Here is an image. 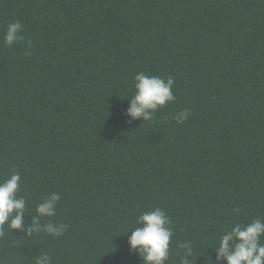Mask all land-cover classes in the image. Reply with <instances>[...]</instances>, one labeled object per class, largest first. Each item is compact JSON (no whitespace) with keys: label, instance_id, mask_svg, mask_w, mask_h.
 <instances>
[{"label":"trees","instance_id":"obj_1","mask_svg":"<svg viewBox=\"0 0 264 264\" xmlns=\"http://www.w3.org/2000/svg\"><path fill=\"white\" fill-rule=\"evenodd\" d=\"M15 20L25 40L5 47ZM139 72L173 76L176 100L128 123ZM13 171L24 227L57 192L69 229L8 230L0 264H142L128 231L154 207L168 264L186 240L212 264L224 229L264 218V0H0V181Z\"/></svg>","mask_w":264,"mask_h":264},{"label":"clouds","instance_id":"obj_2","mask_svg":"<svg viewBox=\"0 0 264 264\" xmlns=\"http://www.w3.org/2000/svg\"><path fill=\"white\" fill-rule=\"evenodd\" d=\"M23 25L19 20L9 22L4 32V46L12 47L25 40ZM31 49V41L27 42ZM31 55V52H27ZM175 78H165L146 75L139 72L134 76V94L129 101L125 115L128 123L140 120L150 122L155 113L176 100L173 92ZM191 116L189 109L175 114L178 124L184 123ZM21 175L13 171L9 178L0 181V238H4L8 230L25 232L28 236L45 233L53 237H60L69 229V225L54 222L51 218L57 214V205L61 194L49 193L36 205V214L32 222L25 228V209L27 199L20 195ZM240 208H233L239 214ZM45 220L44 223L41 221ZM135 227L129 230L130 251L142 258V264H168L172 254L171 240L174 236L173 221L160 207L142 212L135 221ZM127 232V233H128ZM264 218L252 219L247 224L236 223L229 225L220 235L218 242L212 248L216 254L212 264H264ZM180 250L179 264H192L194 244L190 240L178 243ZM34 264H53L50 254L40 252L35 256Z\"/></svg>","mask_w":264,"mask_h":264}]
</instances>
